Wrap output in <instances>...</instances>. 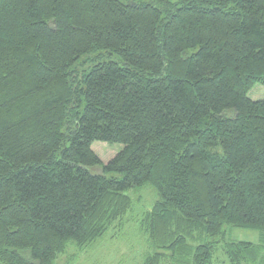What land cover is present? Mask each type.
<instances>
[{"label": "trees", "instance_id": "1", "mask_svg": "<svg viewBox=\"0 0 264 264\" xmlns=\"http://www.w3.org/2000/svg\"><path fill=\"white\" fill-rule=\"evenodd\" d=\"M256 84L264 0H0V264H55L147 184L142 264H264Z\"/></svg>", "mask_w": 264, "mask_h": 264}, {"label": "rangeland", "instance_id": "2", "mask_svg": "<svg viewBox=\"0 0 264 264\" xmlns=\"http://www.w3.org/2000/svg\"><path fill=\"white\" fill-rule=\"evenodd\" d=\"M248 97L252 101H264V87L256 84L248 93ZM91 149L103 163H107L120 151L121 146L95 142ZM126 194L132 199V206L122 218L113 223L101 238L87 246L69 244L64 253L57 256L55 264H142L151 252L142 221L152 210L158 197L156 190L148 184L133 188ZM224 231L225 235L221 241L258 243L256 231L227 227ZM221 247L222 243L216 246L215 260L228 264L222 255ZM164 264L169 262L165 261Z\"/></svg>", "mask_w": 264, "mask_h": 264}]
</instances>
